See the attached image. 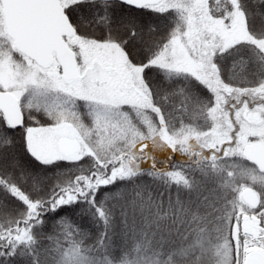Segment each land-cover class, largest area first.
Instances as JSON below:
<instances>
[{
    "label": "snow or ice",
    "instance_id": "6c2138e0",
    "mask_svg": "<svg viewBox=\"0 0 264 264\" xmlns=\"http://www.w3.org/2000/svg\"><path fill=\"white\" fill-rule=\"evenodd\" d=\"M0 264H264V0H0Z\"/></svg>",
    "mask_w": 264,
    "mask_h": 264
},
{
    "label": "trees",
    "instance_id": "16d2710c",
    "mask_svg": "<svg viewBox=\"0 0 264 264\" xmlns=\"http://www.w3.org/2000/svg\"><path fill=\"white\" fill-rule=\"evenodd\" d=\"M161 156H163V155H161ZM164 160H165V157H163V158L161 157L160 162L163 163Z\"/></svg>",
    "mask_w": 264,
    "mask_h": 264
},
{
    "label": "bare ground",
    "instance_id": "6f19581e",
    "mask_svg": "<svg viewBox=\"0 0 264 264\" xmlns=\"http://www.w3.org/2000/svg\"><path fill=\"white\" fill-rule=\"evenodd\" d=\"M161 157L163 158L164 156H160V159H161Z\"/></svg>",
    "mask_w": 264,
    "mask_h": 264
}]
</instances>
